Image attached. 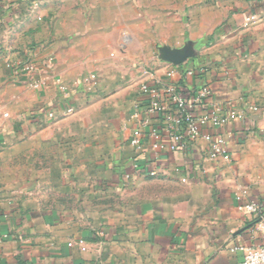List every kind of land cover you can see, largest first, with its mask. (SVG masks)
<instances>
[{"label":"crops","instance_id":"obj_1","mask_svg":"<svg viewBox=\"0 0 264 264\" xmlns=\"http://www.w3.org/2000/svg\"><path fill=\"white\" fill-rule=\"evenodd\" d=\"M172 2L146 6V43L162 67L141 76L101 66L89 99L75 87L70 40L48 53L64 95L52 76L33 89L0 60V264H235L263 242L264 0ZM187 60L199 73L188 86L211 89L200 110L243 114L201 128L226 140L229 161H208L203 137L185 152L129 143L140 84L167 81L163 65ZM249 202L262 219L238 210Z\"/></svg>","mask_w":264,"mask_h":264},{"label":"rangeland","instance_id":"obj_2","mask_svg":"<svg viewBox=\"0 0 264 264\" xmlns=\"http://www.w3.org/2000/svg\"><path fill=\"white\" fill-rule=\"evenodd\" d=\"M147 3L148 0H0V60L11 77L27 80L24 73L15 72V67L30 54L34 58L42 55L44 58L37 63L48 70V75L53 74L54 58L51 67L45 65L50 47L54 40H70L68 46H72L74 56L69 60L73 59L79 70L74 76L78 79L75 87H86L87 99L96 91L101 66L152 75L163 62L154 58L157 44L146 43L153 30L146 23ZM111 21L116 23L112 28ZM79 39L84 43L78 45Z\"/></svg>","mask_w":264,"mask_h":264},{"label":"built area","instance_id":"obj_3","mask_svg":"<svg viewBox=\"0 0 264 264\" xmlns=\"http://www.w3.org/2000/svg\"><path fill=\"white\" fill-rule=\"evenodd\" d=\"M52 60L53 57L50 55L45 65L51 67ZM163 67L167 81L157 80L153 85L144 81L139 86L141 97L130 114V119L133 121L128 139L130 145L138 150L145 147L146 142L149 141L151 148L158 152H185L192 148L198 137H203L207 142L208 161L213 162L218 159L229 161L231 153L227 148L226 140L222 136L214 138L210 132L202 134L201 128L207 126L212 130H218L226 125L230 117L241 118L243 114L234 112L225 114L221 107L214 104L200 110L210 98L211 89L207 85L195 89L188 86V79L199 74L198 68L191 60L180 64L169 63ZM14 70L16 73H24L33 89L47 86L48 70H44L32 54ZM49 76H52L53 84L60 93L63 95L67 93L68 85L60 77H56L51 72ZM176 76L179 77L178 83L172 81ZM248 109L253 111L257 108L249 106ZM68 111L72 109L69 108ZM1 116L6 118L9 114L2 112ZM47 116L53 118L55 112L51 110ZM148 174L154 176L155 172L149 171ZM238 210L255 215L258 220L263 217L261 205L255 202L240 203ZM260 231L263 242L257 246L241 248L242 258L235 264H264V224L260 227Z\"/></svg>","mask_w":264,"mask_h":264},{"label":"water","instance_id":"obj_4","mask_svg":"<svg viewBox=\"0 0 264 264\" xmlns=\"http://www.w3.org/2000/svg\"><path fill=\"white\" fill-rule=\"evenodd\" d=\"M174 64H178V63H174Z\"/></svg>","mask_w":264,"mask_h":264}]
</instances>
